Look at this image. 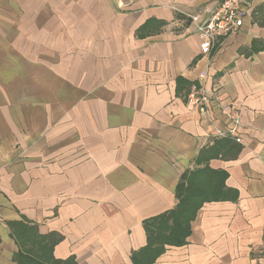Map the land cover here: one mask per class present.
I'll use <instances>...</instances> for the list:
<instances>
[{"label": "crops", "instance_id": "obj_1", "mask_svg": "<svg viewBox=\"0 0 264 264\" xmlns=\"http://www.w3.org/2000/svg\"><path fill=\"white\" fill-rule=\"evenodd\" d=\"M218 1L0 0V264H133L206 169L225 196L153 264H264V0L204 55L186 14Z\"/></svg>", "mask_w": 264, "mask_h": 264}, {"label": "trees", "instance_id": "obj_2", "mask_svg": "<svg viewBox=\"0 0 264 264\" xmlns=\"http://www.w3.org/2000/svg\"><path fill=\"white\" fill-rule=\"evenodd\" d=\"M193 173L191 175L185 174L183 179L178 183L176 188L178 202L173 209L144 221L147 236L146 244L140 249L131 252L133 264H153L156 258L163 252L165 244L182 245L185 243L186 237L190 233L189 221L200 206L201 201L198 200L203 198L202 195L204 193L210 192L214 198H223L225 196L222 194V196L218 195L215 197L217 187L214 186L210 188L204 187L205 189L196 187V184L200 183L202 179L209 178V170L206 169ZM214 183L217 184L216 182ZM188 198L191 201H188ZM70 262H72V259L68 260V262L65 260L58 261L57 264H67Z\"/></svg>", "mask_w": 264, "mask_h": 264}, {"label": "built area", "instance_id": "obj_3", "mask_svg": "<svg viewBox=\"0 0 264 264\" xmlns=\"http://www.w3.org/2000/svg\"><path fill=\"white\" fill-rule=\"evenodd\" d=\"M249 9L248 0H219L204 20H199L196 15L186 14L195 23V32L200 39V52L202 54L210 52L218 33H231L240 28ZM211 95H213L212 92L198 90L196 85H192L189 91V101L201 109ZM234 119L237 122L236 113L233 116ZM237 127V125L231 124L224 129L216 130L213 136H231L235 141L240 142L241 137L236 132Z\"/></svg>", "mask_w": 264, "mask_h": 264}, {"label": "rangeland", "instance_id": "obj_4", "mask_svg": "<svg viewBox=\"0 0 264 264\" xmlns=\"http://www.w3.org/2000/svg\"><path fill=\"white\" fill-rule=\"evenodd\" d=\"M192 22V21H191ZM224 34H227V33H224ZM216 40V39H215ZM215 43H216V41L214 42V44H213V46H212V48L215 46ZM212 48H211V50H212ZM210 50V51H211ZM210 53V52H209ZM209 53H207V54H209ZM206 54V55H207ZM205 55V54H204ZM197 86V89L199 90V89H203V90H205L203 87H201V86H199V85H196ZM190 91V90H189ZM206 92H209V90H205ZM210 92H212V94H214L213 93V90H210ZM212 96V95H211ZM211 96H210V98H209V100L211 99ZM209 100H207L206 101V103L207 102H209ZM187 101L188 102H190L189 101V92H188V94H187ZM201 110H205V108H204V106L201 108ZM237 114V122L235 121V119L233 120V116H234V114ZM229 115H230V125L232 124H235V125H237L238 127L239 126H242L243 124L241 123V121H240V119H239V114H238V111L235 109V108H232V107H230V113H229ZM238 127H237V129H238ZM240 143H242V139H241V141H240Z\"/></svg>", "mask_w": 264, "mask_h": 264}]
</instances>
